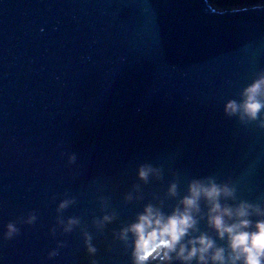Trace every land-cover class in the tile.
I'll use <instances>...</instances> for the list:
<instances>
[{"label": "water", "instance_id": "95a60500", "mask_svg": "<svg viewBox=\"0 0 264 264\" xmlns=\"http://www.w3.org/2000/svg\"><path fill=\"white\" fill-rule=\"evenodd\" d=\"M240 7L0 0V264H133L135 237L122 230L149 204L183 210L193 179L234 187L222 206L245 200L264 211V128L224 111L264 70V4ZM144 163L154 169L147 180ZM199 204L197 230L182 242L206 233L227 259V234ZM70 217L78 223L66 231ZM9 222L19 234L6 240ZM170 255L146 264H200Z\"/></svg>", "mask_w": 264, "mask_h": 264}, {"label": "clouds", "instance_id": "9594fccd", "mask_svg": "<svg viewBox=\"0 0 264 264\" xmlns=\"http://www.w3.org/2000/svg\"><path fill=\"white\" fill-rule=\"evenodd\" d=\"M264 93V70L258 72V78L243 88L241 92L242 100H229L224 107L225 113L229 116L239 114L241 121L257 122L258 127L264 128V101L258 99ZM69 164L76 162V154L68 156ZM154 169L151 164L144 163L138 166V175L141 179L147 180L150 172ZM205 180L208 182L205 183ZM177 185L172 184L170 191L176 193ZM190 195L183 198L181 203L183 210L175 208L170 215H165L159 209H154L152 205H147L144 212L138 215L135 223L123 229L124 238L127 232H132L134 248L132 251L133 264H146L149 259L160 256L162 260H171L170 253L175 252L176 257L183 261H191L196 258L200 264H208L210 259L213 264H264V219L251 220L253 214L264 216L257 204L241 200L238 205L233 206L220 203L221 196L235 199L234 187L228 184H217L212 176L201 179H193L189 185ZM203 197L209 205L207 223L214 228L216 234L225 238L227 234L228 248L231 250L225 257V248L217 247L214 240L206 233L188 239L187 245L182 241L189 234V230H197V220L193 216V210L199 212V201ZM75 200L60 201L57 211L66 209ZM251 209V211H250ZM37 217L34 212H30L26 224H33ZM107 219V217H105ZM78 223L76 217H70L69 227L66 231H71V225ZM7 231L4 239H12L13 235L19 234V229L14 222L6 225ZM55 235V229L51 230ZM85 244L89 253H95L97 249L91 244V237L85 233ZM60 247H64V242H58ZM190 245L191 247H188ZM177 246L178 249H177ZM210 249L213 251L210 253ZM161 253L163 255L161 256ZM49 257L58 255V251L53 250L48 253ZM91 264H97L95 260Z\"/></svg>", "mask_w": 264, "mask_h": 264}, {"label": "trees", "instance_id": "16d2710c", "mask_svg": "<svg viewBox=\"0 0 264 264\" xmlns=\"http://www.w3.org/2000/svg\"><path fill=\"white\" fill-rule=\"evenodd\" d=\"M213 6L217 8H236L264 4V0H212Z\"/></svg>", "mask_w": 264, "mask_h": 264}, {"label": "rangeland", "instance_id": "374dc122", "mask_svg": "<svg viewBox=\"0 0 264 264\" xmlns=\"http://www.w3.org/2000/svg\"><path fill=\"white\" fill-rule=\"evenodd\" d=\"M232 8H233V7H232ZM233 9H234V11H237L238 7H236V8H233ZM233 9H232V10H233ZM240 9H241V7H240Z\"/></svg>", "mask_w": 264, "mask_h": 264}]
</instances>
